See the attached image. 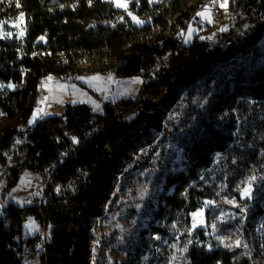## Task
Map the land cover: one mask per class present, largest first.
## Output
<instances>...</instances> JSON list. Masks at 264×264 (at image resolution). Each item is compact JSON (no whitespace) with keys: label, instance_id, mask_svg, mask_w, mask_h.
<instances>
[{"label":"trees","instance_id":"obj_1","mask_svg":"<svg viewBox=\"0 0 264 264\" xmlns=\"http://www.w3.org/2000/svg\"><path fill=\"white\" fill-rule=\"evenodd\" d=\"M207 2L135 0L126 11L107 0H0V116L8 122L0 129V167L7 188L24 170L38 172L46 181L37 205L6 203L0 209V264H23L22 245L36 248L38 236L23 243L20 235L27 215L50 227L39 254L41 264H92L97 221L110 211L121 177L150 166L161 143L158 133L165 142L173 138L166 125L177 104H184L193 131L171 151V159L162 151L157 162L162 164L157 173L161 190L140 237L148 232L164 239L173 222L188 226L190 214L201 210L204 200L221 201L213 194L221 185L222 194L233 196L244 208L238 217L235 210L222 230H239L252 262L235 259V248L214 240L209 244L203 232L209 228H199L187 264H264V0H229L230 13L242 16L248 28L226 46L199 35L182 44L180 33ZM129 14L143 24H134ZM20 15L30 20L26 37H3L4 27ZM39 36L43 41L36 43ZM164 54L168 57L157 65ZM81 63L103 74L141 75L143 70L151 79L143 82L137 101L124 100L120 109L106 102L96 114L87 105L67 104L58 115L39 114L31 132L19 129L20 122L34 119L42 78L60 77ZM211 80L217 99L198 108L194 96L202 95L201 83ZM128 107L136 111L131 118L124 117ZM198 111L202 114L194 116ZM215 112H221V118ZM252 177L255 180H249ZM240 181L241 187L251 189L245 200L237 192ZM210 211L204 212L206 227ZM148 245L136 242L129 264ZM148 253L150 262L154 251ZM168 254L165 248L159 261Z\"/></svg>","mask_w":264,"mask_h":264},{"label":"rangeland","instance_id":"obj_2","mask_svg":"<svg viewBox=\"0 0 264 264\" xmlns=\"http://www.w3.org/2000/svg\"><path fill=\"white\" fill-rule=\"evenodd\" d=\"M111 1L116 6V0ZM135 0H120L126 7H117L127 11L130 2ZM155 2L159 0H153ZM220 8L218 13H214L212 6L205 3L201 9L197 11L196 17L190 18L186 29L180 33L182 44L189 43L195 35L205 38L211 44H220L226 46L231 40H237V36L243 34L248 26L242 16H233L229 10V0L227 7H221L224 0H217ZM204 13V15H199ZM133 23L142 25L143 22L133 14H129ZM133 17L136 20H133ZM136 21H141L137 23ZM30 20L26 15H20L14 20L8 22L3 37L15 38L23 40L30 28ZM165 34L159 35V38ZM221 36L223 38H221ZM225 36V37H224ZM229 37V39L226 38ZM41 36L36 39V43H41ZM71 70H75L74 74ZM226 78L230 76L229 71L225 69ZM68 74H71L67 77ZM42 86L46 89L37 101L33 112V118H37L39 114L42 116H54L62 113L67 104H84L97 113H102L106 102L112 105H121L124 100L132 99L137 101L143 84L141 75H118L113 71L105 74L99 73L96 66L81 63L65 69V73L60 77L54 74L45 75L42 78ZM214 82L202 84L203 94H195L196 105L198 108L208 99L216 100ZM217 90V89H216ZM57 102L59 107L52 108V103ZM124 113V117L131 118L136 111L132 107H128ZM130 110V111H129ZM229 110V109H227ZM187 110L184 104H177L171 111L167 129L172 133V139L165 142L161 139L162 133H158L160 145L158 150L149 159L150 166L139 172H129V176H123L120 183L114 189V198L110 211L97 221L96 239L93 248L92 264H129V253L132 252L135 243L138 241L148 242V246H143V254L132 264H187V251L191 245L198 243L199 228H209L204 230L205 236L209 237L210 242L216 241L223 247L237 250V260L242 261L247 258L252 262V257L246 254V245L244 238L239 235L238 231L222 230L223 224L229 222L231 214L237 210L238 217L243 211V207L234 199L233 196L222 194L224 186L218 185L213 194L221 198V201L214 202L210 199L203 201L202 209L190 214V224L181 226L177 222H173L168 227L169 235L164 239L151 237L146 232L145 237H140L141 230H146L149 225L151 205L155 201V195L161 190V180H158L157 173L160 171L162 164L157 162L162 159L164 151L171 159L170 154L173 149H178L179 144L188 137L193 131L194 123L187 117ZM194 116L201 115L200 111L195 112ZM221 118V112H215ZM188 118V120H187ZM0 129L4 128L8 122L0 118ZM155 142L154 144L157 145ZM164 142V143H162ZM10 159L9 164L13 163ZM170 161V160H169ZM160 179V178H159ZM249 180H255L249 178ZM46 187L45 177L42 174L24 170L15 185L7 188V181L4 178V168L0 167V209L6 203H13L19 207L33 206L41 202ZM246 187H249L247 185ZM241 181L238 182L237 192L240 197L245 200L249 196H243ZM5 188L7 189L4 192ZM251 192V191H250ZM250 195V194H249ZM207 208L211 211L208 213V227L204 224V212ZM216 208L215 213L212 211ZM195 220V222H193ZM238 232V233H237ZM20 235L23 243L28 238L38 236V242L35 244L34 250L30 249V253L22 258L23 264H41L39 254L41 253L42 243L50 237V227L44 228L33 216L27 215L21 220ZM183 235V236H182ZM200 245V243H199ZM210 248V245L207 246ZM167 249L169 254L164 262L159 259L163 255V250ZM148 249L154 251L153 260L149 262L152 253H148ZM247 257H243V256Z\"/></svg>","mask_w":264,"mask_h":264},{"label":"built area","instance_id":"obj_3","mask_svg":"<svg viewBox=\"0 0 264 264\" xmlns=\"http://www.w3.org/2000/svg\"><path fill=\"white\" fill-rule=\"evenodd\" d=\"M209 3H210V5L212 6L213 12H214V13H218L219 10H220V8L218 7V1H217V0H209ZM1 36H2V27H1V24H0V37H1ZM167 57H168V56H167L166 54H164V55L158 57V58L156 59L157 65H159L161 62L165 61ZM19 72H20L22 75L24 74L23 70H21V69H19ZM140 74H141V75H145V71L142 70V71L140 72ZM146 77H147V78H146L147 80H150V79H151V77L149 76V74L146 75ZM3 85H4V82H3V80L0 78V88H1ZM44 93H46V89H45L42 85H40V86L38 87V89H37V92H36V100H38V99H39ZM57 107H59V104H58V103H56V102H55V103H52V108H57ZM116 108H117V109H120V108H121V105H117ZM0 118H1V116H0ZM34 122H35V119L30 118V119H29L28 121H26V122H20V123L18 124L17 127H18L19 129L25 131V132H31V131L33 130ZM86 135H90V132H89V131L86 132ZM193 222H195V220H194ZM14 240H15L16 242H19V241H20L19 236L15 235V236H14ZM29 253H30L29 248L27 247V245L23 244L22 247H21V250H20V255H21V257H22V258H25L26 256L29 255Z\"/></svg>","mask_w":264,"mask_h":264},{"label":"snow or ice","instance_id":"obj_4","mask_svg":"<svg viewBox=\"0 0 264 264\" xmlns=\"http://www.w3.org/2000/svg\"><path fill=\"white\" fill-rule=\"evenodd\" d=\"M116 6L117 7H126L127 5L124 3H120V0H116ZM220 6L221 7H227V0H224V3H222ZM199 15H204V13H200ZM133 20H136V18L133 17ZM136 22L141 23V21H136ZM253 179H254V177H253ZM250 191H251L250 187H246L243 189L242 195L243 196H249Z\"/></svg>","mask_w":264,"mask_h":264},{"label":"bare ground","instance_id":"obj_5","mask_svg":"<svg viewBox=\"0 0 264 264\" xmlns=\"http://www.w3.org/2000/svg\"><path fill=\"white\" fill-rule=\"evenodd\" d=\"M142 77H143V82H148L149 81V80L146 79L147 78L146 75H142Z\"/></svg>","mask_w":264,"mask_h":264},{"label":"water","instance_id":"obj_6","mask_svg":"<svg viewBox=\"0 0 264 264\" xmlns=\"http://www.w3.org/2000/svg\"><path fill=\"white\" fill-rule=\"evenodd\" d=\"M1 215H2V212H1V210H0V217H1Z\"/></svg>","mask_w":264,"mask_h":264}]
</instances>
